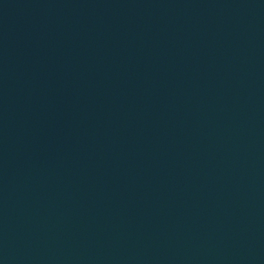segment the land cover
I'll return each mask as SVG.
<instances>
[{
	"label": "water",
	"instance_id": "water-1",
	"mask_svg": "<svg viewBox=\"0 0 264 264\" xmlns=\"http://www.w3.org/2000/svg\"><path fill=\"white\" fill-rule=\"evenodd\" d=\"M0 264H264V0H0Z\"/></svg>",
	"mask_w": 264,
	"mask_h": 264
}]
</instances>
